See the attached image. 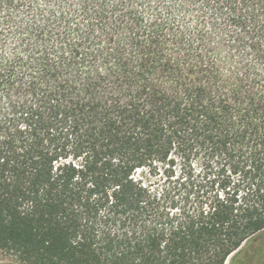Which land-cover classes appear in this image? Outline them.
I'll list each match as a JSON object with an SVG mask.
<instances>
[{
    "label": "trees",
    "instance_id": "16d2710c",
    "mask_svg": "<svg viewBox=\"0 0 264 264\" xmlns=\"http://www.w3.org/2000/svg\"><path fill=\"white\" fill-rule=\"evenodd\" d=\"M224 7L0 0L1 252L20 264H264V0ZM80 41L106 78L71 92L29 84L68 75L64 47L71 57ZM53 52L59 73L40 55ZM165 57L184 67L161 94L146 85ZM194 65L207 73L196 82L183 75Z\"/></svg>",
    "mask_w": 264,
    "mask_h": 264
},
{
    "label": "snow or ice",
    "instance_id": "6c2138e0",
    "mask_svg": "<svg viewBox=\"0 0 264 264\" xmlns=\"http://www.w3.org/2000/svg\"><path fill=\"white\" fill-rule=\"evenodd\" d=\"M36 5L43 9L46 7L51 6V4H56V6H59V3H67L73 8H88V6L94 5V4H104L106 2L111 3L113 5L117 4H131L132 0H34ZM142 0H136V3H141ZM148 2L153 6H161V5H172L176 4L177 6L179 4L183 3H191L192 0H148ZM231 0H201V3H208L211 5H218L220 6L224 11H226L225 5L229 4ZM134 6V4H133ZM147 7V5H144ZM53 20L55 22L52 23V29H55V31L48 30L47 35L51 36L53 39H58L56 36V33H60L61 36L66 35L65 29L63 27L57 28V23L59 21H56V18L53 17ZM75 28V25H73V29ZM98 35V34H95ZM85 40L88 39L87 36L84 37ZM73 40L79 41V37L73 33V36L66 41V44L72 43ZM90 43V41H89ZM73 47H79L82 51L78 53H73V56L69 57L68 52L72 51V49H69L64 47V56L66 58V63L63 69V72H67L68 75H63L61 73L60 78L56 79L53 77L51 83L48 81H45L44 84L39 83V79H36V82L33 83V80H29V84H32L33 87H40L43 88L45 86L50 87L52 90H55L57 88L65 89L69 92L72 91L71 85H73V81L79 80L80 82L83 81L85 78L89 77H95L97 74H100L101 78H106L107 73H105V67H109L108 65L101 66L95 62V56L89 55L90 52L93 50L87 47L86 44H84L82 41H80L78 44L73 45ZM151 47L156 48L157 44L152 43ZM257 52L259 53V59L261 61L260 66L257 70H261V68H264V40L261 41L260 47L257 48ZM41 56H45V66H51L54 73H59L60 68L57 64V61L61 58L59 53L53 52L50 57L46 56L45 53H40ZM227 56V53L224 54ZM255 55V54H253ZM86 57L87 61L84 62L83 58ZM251 56H249V60H251ZM26 59V58H25ZM147 59V57H145ZM168 57H165L163 61H158L159 64V70L155 72L153 80L146 85L147 87H150L152 90H159L161 94L164 92H171L175 90V83L171 76V73L173 72V69L179 74L182 67H184L183 63L180 65H168L167 63ZM74 61H82V63H75ZM247 62V61H246ZM195 70L187 69L184 71L183 75L185 79H191L193 82L198 81L201 77H206L207 73L203 70H201V66L194 65L193 66ZM204 68L207 67V65L203 66ZM10 65H8V61L5 60L3 64H0V87H3L4 81L7 79V74L9 72ZM94 69L93 72H90L89 69ZM75 69V70H74ZM189 71H191V76L189 77ZM231 75V73H229ZM244 72L242 71L240 73V76L243 77ZM36 74L33 73V77L35 78ZM171 86V87H170ZM234 86V85H233ZM205 91L204 95L207 97V88L208 85L203 86ZM141 96L145 95L143 91V87L138 89ZM225 92L228 91V88L225 87ZM111 95L114 98H118L120 96V92L117 90ZM112 102H116L114 99ZM120 103H124L125 101L123 99L119 100ZM230 103V101H229ZM3 137H0V140H2Z\"/></svg>",
    "mask_w": 264,
    "mask_h": 264
},
{
    "label": "rangeland",
    "instance_id": "374dc122",
    "mask_svg": "<svg viewBox=\"0 0 264 264\" xmlns=\"http://www.w3.org/2000/svg\"><path fill=\"white\" fill-rule=\"evenodd\" d=\"M0 264H20L14 256L0 251Z\"/></svg>",
    "mask_w": 264,
    "mask_h": 264
}]
</instances>
